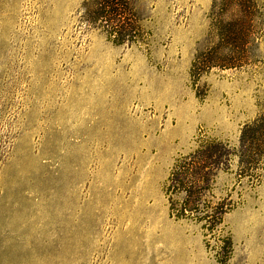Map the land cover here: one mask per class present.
Segmentation results:
<instances>
[{"label": "rangeland", "instance_id": "374dc122", "mask_svg": "<svg viewBox=\"0 0 264 264\" xmlns=\"http://www.w3.org/2000/svg\"><path fill=\"white\" fill-rule=\"evenodd\" d=\"M0 264H264V0H0Z\"/></svg>", "mask_w": 264, "mask_h": 264}, {"label": "trees", "instance_id": "16d2710c", "mask_svg": "<svg viewBox=\"0 0 264 264\" xmlns=\"http://www.w3.org/2000/svg\"><path fill=\"white\" fill-rule=\"evenodd\" d=\"M246 135H248V132L245 131V133H243L244 141H247ZM214 149H215L214 146H209L208 148L204 149L205 151H208L206 153L209 154L211 157V158L209 157V160L214 159V157L212 156L213 155L212 152H214ZM203 170H204V166L200 168V171H203ZM182 174H183L182 169L180 168L175 171V173L173 174V179L171 180V185L168 187V190H167L168 196L170 197H173L174 195L176 197H179V196L182 197V195L187 196L186 200H182L179 203V208H180L179 210L176 211L174 206H171V215L174 216V213L177 212V216H174V217H176L179 220L185 219L188 213L194 214L198 210V206L194 202L195 192L191 190H189L188 192V190L185 189L184 183L180 181L182 179ZM201 175L202 173L198 176H201ZM205 228L209 230V228L206 227V225H205ZM209 232H212V230H209ZM229 246H231V242L229 243Z\"/></svg>", "mask_w": 264, "mask_h": 264}]
</instances>
